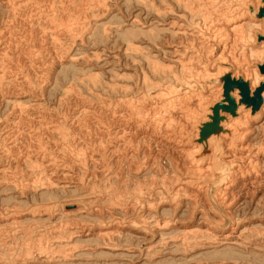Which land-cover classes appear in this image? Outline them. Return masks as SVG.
<instances>
[{"label":"rangeland","instance_id":"374dc122","mask_svg":"<svg viewBox=\"0 0 264 264\" xmlns=\"http://www.w3.org/2000/svg\"><path fill=\"white\" fill-rule=\"evenodd\" d=\"M227 6V0H0V264H264V113L241 124L251 132L233 142L239 154L256 153L261 173L235 184L231 218L216 192L249 161L226 162L227 144L217 140L224 175L216 170L209 182L216 209L210 222L201 212L208 216L211 206L202 194L204 167L193 151L187 156L183 127L171 138L170 123L183 115L180 122L195 129L220 92L195 101L179 92L177 107L162 115L155 108L205 72L200 56L187 60L186 46L209 51L199 18L211 25ZM224 21L218 28L225 31ZM252 23L239 35L246 48L257 28ZM229 31L238 39L239 27ZM228 67L224 82L236 80ZM229 93L228 109L224 96L210 116L219 127L240 104L251 106L242 92L238 100ZM193 135L191 144L198 141ZM220 219L217 231L212 223Z\"/></svg>","mask_w":264,"mask_h":264},{"label":"bare ground","instance_id":"6f19581e","mask_svg":"<svg viewBox=\"0 0 264 264\" xmlns=\"http://www.w3.org/2000/svg\"><path fill=\"white\" fill-rule=\"evenodd\" d=\"M227 1H228V6L226 8V12L223 14L221 13L220 17H218V20L213 19L214 20L213 24L208 25L206 23V17L199 18V20H201L200 35L207 40L206 43L209 46L210 50L208 51V48L198 46L197 44L195 46L193 45L191 46V44L189 46H186V51H187L186 54L191 52V55L190 57L187 58V60L195 58L196 61L199 62L200 61L199 56H200L202 64H204L205 66V72L203 74L193 76L192 79L186 82L180 83L176 87L175 91L169 92L166 95L162 96L161 100H156L157 102H161V101L162 102L160 106L155 107L156 109L159 110V113L162 115L163 111H165L169 107H174V108L177 107L176 103H179L181 101L178 99L179 92L182 93L183 97H186L185 98L186 100H193V101H195L196 98H200V100H204L207 97L214 95L216 91L220 92L219 95L210 99L209 104L205 108V111L200 112V113H204L203 114L204 116H202L201 124H197V127L195 129L193 126L195 123V119H197L198 117L199 112L196 113L195 116L193 117L191 116V121L193 122L192 125L193 129L189 127V125H187L186 123L180 122V120L183 119V115L176 116L174 118V122L170 123V127L172 128L171 138H173V140L175 141V138H177V134H178V132L176 133L175 131V129H177L176 127H178V125L183 127L185 132V135L183 136V140L185 141L186 145L191 146L187 148L186 151L187 156L190 157L191 152L193 151L192 156L194 162H196L198 167L199 166L204 167L202 168L203 169L202 175H199V177L201 178V185L204 188V190H202V194L203 195L205 194V196L208 197V200L212 207L209 206L208 204L206 205L204 199L202 202L206 205L207 208L206 211L211 216L209 215L207 216L206 213L204 212V209H202L201 212L203 215L209 218V221L213 220L212 216L215 215V214L212 215V213H216L215 211L214 212L212 211L213 209L214 210L216 209L213 203L211 202V197H210L211 185L209 184V182L213 180L215 176L214 174L217 173L216 170H220V172L221 171L224 172V169L222 170V167H220V163L217 161V154L220 149V145L218 144L217 141L219 138H222L227 144L226 149H227V156L229 157V159L226 160V162L233 164L237 160L249 161L248 164L239 165L238 167H236L234 169V173L229 178L230 180L217 189L216 195L218 197V203L220 205L225 206L226 208L225 213L229 215L230 218L233 215L231 214L232 208L230 206H233L234 204L233 202L229 203L230 197H228V195L230 194L231 190L234 188L235 184L242 179H249V177L257 176L261 173L260 172L261 169H259L254 162L255 156L253 154H256L255 152L252 153V151L251 152L247 151L239 154L236 150L232 149V146L234 144L233 142L236 137L240 138V140H244L246 135L249 132H251L250 128H244V129L241 128L242 127L241 124H246L248 122L250 123L251 116L258 117L262 115L264 113V101L263 104L261 105V108L255 110L254 113H251L252 110L251 106L248 108L245 107L243 104H240L236 116H233L231 119H229V116L225 115L228 118L224 119V121H222L221 124L224 127V129L222 128V126L220 127L218 126V124L220 123L219 120L216 121L215 118L212 119L210 117L214 113L216 104L220 103V100H222L224 96L228 94L227 92L228 82L227 81L224 82V78H223L226 77V75L229 73L230 67H228V65L233 67L232 79L244 80V82L249 84V89L252 90L253 92L256 90L258 86H260V84L264 83V73L260 71V67H259L260 65L264 64V40L261 39V37L264 34V15H262V12L264 10V0H246L245 5H240V4H244L243 0H227ZM209 5L211 6V4ZM251 6H254V8L256 9V14H253L251 12L250 9ZM222 19L223 20L225 19L224 23H227L229 25V27L226 28L227 30L225 29V31L221 28L220 29L218 28V26L222 23L221 22ZM248 20L253 22L251 26L257 27L253 29L256 30L255 32L252 31V36H253L252 39H249V41L248 40L245 41V44L248 46L250 45L252 48L250 47L246 48L242 43V38L239 36L240 33L242 32V29L245 28V25L248 24L250 25L251 22ZM243 21H247V22H243ZM199 23L200 22H197L196 25H199ZM230 27L231 28L239 27L238 39H235V37H233V34L229 31ZM223 32H225V34ZM219 45L222 47V50L218 54H216L215 51L217 50ZM231 50L234 51L231 53ZM238 51L240 52L238 53ZM242 52L244 53L242 54ZM229 53H231V55ZM211 55H212V59L213 56H218V57L215 59L214 63L210 62L208 65L207 62L209 61ZM254 60H259L260 62L258 63L259 65H254V62H252ZM183 62L184 61L182 60L180 64L182 66V71L186 68ZM237 69H240V71L244 73H246L247 71L249 73L247 72L248 74L245 76L244 74L238 72ZM210 71L213 74L210 73ZM257 71L259 72L260 76ZM215 81L218 82L216 83ZM195 83L197 84L195 89V91H197V94L192 93L193 91H190ZM229 90H231L232 92L231 94L232 97L234 95L237 96L238 99L241 97V90H239L237 87H233L232 89ZM225 99L226 100L229 99V100L228 102L222 101L224 104L223 107L225 109H228L227 106L230 103H232V101L230 97H225ZM263 99H264V92H263ZM221 112L222 111H220L219 113L222 114ZM156 118L157 117L154 114L151 117V120L156 122ZM215 128L217 129L222 128V129L220 131L218 130L217 132L216 131L214 132ZM193 133H194L193 135L194 138H196L198 141L197 143L191 144V139H192L191 136ZM244 147L246 148L247 146H245L244 143H242L240 149H243ZM193 160L191 158V161ZM192 163L190 168H194V164ZM193 175L195 177H198L196 173H193ZM218 176L222 177L221 174H218ZM185 182L183 181V183ZM187 182L191 183V182H195V180L192 177H190L187 179ZM198 201L199 200L196 201L195 204L196 207H199ZM222 216L223 215H221V217ZM223 219H220L218 221L215 220V222L212 221L213 222L212 227L214 226L215 230L221 231L222 229H219L220 228L219 226L220 224H222L221 222L223 221ZM233 222L234 223L232 225L234 226L230 229V231H233L235 230V228H237L236 220Z\"/></svg>","mask_w":264,"mask_h":264},{"label":"water","instance_id":"95a60500","mask_svg":"<svg viewBox=\"0 0 264 264\" xmlns=\"http://www.w3.org/2000/svg\"><path fill=\"white\" fill-rule=\"evenodd\" d=\"M262 15H264V10L262 12ZM260 71L264 73V64L260 66ZM228 82V94H226L227 97H230V90L232 86L237 87L242 92V101L247 104L251 105L254 110H258L261 108V105L263 104V92H264V83L260 84L254 91V96H251V90H249V85L242 83L240 80H226ZM231 98V97H230Z\"/></svg>","mask_w":264,"mask_h":264},{"label":"clouds","instance_id":"9594fccd","mask_svg":"<svg viewBox=\"0 0 264 264\" xmlns=\"http://www.w3.org/2000/svg\"><path fill=\"white\" fill-rule=\"evenodd\" d=\"M259 85V84H258ZM257 85V86H258ZM235 96V95H234ZM236 97V99H238V97L237 96H235ZM221 175L223 176L224 175V172L223 171H221Z\"/></svg>","mask_w":264,"mask_h":264}]
</instances>
